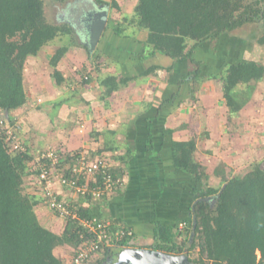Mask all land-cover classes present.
Returning <instances> with one entry per match:
<instances>
[{"label":"trees","instance_id":"1","mask_svg":"<svg viewBox=\"0 0 264 264\" xmlns=\"http://www.w3.org/2000/svg\"><path fill=\"white\" fill-rule=\"evenodd\" d=\"M51 1L58 5L65 2ZM45 3L46 0H0V121L4 120L6 124H12L11 113L28 101L24 89V70L28 60L37 57L56 40L74 32L68 24L50 23ZM95 4L111 9L119 7L115 1L95 0ZM259 4L260 1L246 3L244 0H138L133 15L122 18L114 32L128 39L130 28L146 32V40L138 42L143 43L144 50L136 53L143 61L161 55L172 60L175 66H179L181 61L191 63L194 69L188 70L178 81L179 93L184 85L195 84L198 88L205 81L203 62L197 58L201 44L216 41L246 24L262 23L264 28V7ZM258 44L264 45V33ZM66 53V47L58 48L50 62L58 85L65 80L56 68ZM97 58V53L90 56L94 62ZM88 69L86 67L81 71L86 73L81 78L82 85L92 82V72ZM160 69L159 66H153L142 76H149ZM171 70L172 67L167 69ZM222 77L226 106L232 113H238L251 102L257 84L263 82L264 66L255 61L239 62L230 65ZM134 79L104 78L100 81V86L105 88L104 99ZM214 79L220 80L217 75ZM178 93L167 103L175 101ZM147 124L149 134L146 147L153 150V123L149 121ZM166 134L172 137L173 131L167 130ZM171 145L172 162L176 170L197 181L209 178L206 169L195 159V138L172 140ZM118 149L110 144L94 153L104 157V151ZM81 152L75 151L72 156L71 152L58 150V155L65 160L59 169L66 167L65 174L69 179L76 180V176L70 173ZM36 153L30 150L10 152L0 127V264H66L56 255L57 248L67 246L74 257L84 242L96 238L95 233L77 220H65L66 226L61 234L40 223L36 207L44 203L43 182L40 181V173L33 171L30 165ZM87 153L92 156L90 151ZM116 160L120 162L119 167L110 162L108 172L123 178L126 168L133 165L136 158L133 155L116 156ZM46 164L49 167L51 165L50 161H46ZM217 174L219 171L215 172ZM27 179L34 180L32 186L40 193L39 196L36 192L26 191ZM77 179L79 184L86 182L83 177ZM222 183L219 188H193L190 218L180 223L185 224L184 228L180 229L178 224L175 228L158 225L155 242L146 249L185 256L188 264H264L263 166L255 164L242 176L228 178L224 174ZM62 190L72 195L68 188L63 187ZM60 199L63 200V197L60 196ZM108 199L103 198L101 201ZM92 201L89 196H78V201L72 200L71 209L81 219H104L90 206L84 207L82 204ZM134 239L135 232L134 237L102 249L96 259L100 256L103 258L97 264L111 262L125 248H138Z\"/></svg>","mask_w":264,"mask_h":264},{"label":"crops","instance_id":"2","mask_svg":"<svg viewBox=\"0 0 264 264\" xmlns=\"http://www.w3.org/2000/svg\"><path fill=\"white\" fill-rule=\"evenodd\" d=\"M115 2L119 6L118 9L121 10L122 7L119 2L116 0ZM133 2L137 5L138 0H133ZM94 3L95 0L91 2L92 5L87 7L91 9L103 7L108 10L106 28L94 51L91 52L88 47L89 36L86 27L88 20L85 19V14L79 16L81 24L76 25L77 27H74L72 22L60 23L68 24L74 30L70 35L73 44L68 46L67 55L64 57L67 60L72 59V64L80 67L71 69L70 65L62 60L63 57L56 69L62 74L65 81L58 85L53 77L54 68L50 65L52 57L47 60L45 54L50 48L48 47L37 57L28 60L27 67L30 65L34 68L26 74L27 67L25 68L24 84L28 76L36 82H41L38 78L41 76L42 82L37 87L44 90L42 97H40L45 99L48 105L55 100L50 96L52 92L55 94V89L61 91L56 98V108L51 107L50 112H52L50 114H53L55 118L53 111H57L56 117L58 116L64 122L60 121L65 125V128L58 136H66L65 144H68L69 139L73 137L75 141L79 142L77 149L78 147H88L90 151L94 152H96L94 148L98 152L105 146L112 144L119 149L117 151L106 150L103 154H111L113 158V162L110 160L111 164L118 167L120 162L116 160V156L133 155V158H136L134 164L126 168V183L122 190H118L108 200L82 204L84 207L90 206L91 210L105 220L132 228L135 232L134 243L138 248H146L155 242V230L158 225L175 228L177 224L179 225L190 218L193 190H191L190 185L182 183V179L185 177L192 178L174 168L172 140H191L194 135L198 136V131L204 130L207 126L206 122L210 123L211 121L208 120L207 116L202 118L198 113H194V96L188 90L189 84L184 85L178 93L177 84L181 77L179 80L177 77L178 74L186 71V66L182 68L179 64V66H175L172 60L161 55L150 57L144 61L139 59L136 53L142 52L144 46L143 43L139 44L138 42L146 40V32H137L134 28H130L129 39L115 34L114 31L122 18L131 17L136 5L128 8V12H123L124 15H120V18L116 19L119 15L115 12L116 8H106L103 5L96 6ZM112 18L115 20L112 21ZM114 22H117L116 25ZM83 49L88 54L85 58H80L79 53ZM92 53L98 54L95 62L90 60ZM73 54L75 60L71 58ZM31 62H33L32 65ZM100 62L105 63V65H101ZM153 66H159L162 69L149 76H142L146 70ZM81 67L83 69L88 67L94 72L91 74L92 82L88 85H82L81 81H77L80 77ZM170 67L172 70L167 71ZM211 75L215 76L216 74L211 73ZM94 76H97V80L94 79ZM109 76L118 79L127 77L135 79L116 91L111 97L104 99L105 89L100 86V81ZM208 79L210 78L205 79V81ZM76 81L78 85L73 87V82ZM52 83L54 85H51ZM87 87L88 91L84 94ZM93 87H95V91L92 90ZM200 88L201 86L198 87V89ZM176 93L178 96L175 101L167 103ZM26 94L29 101L30 94L27 91ZM204 94L207 96L202 98ZM209 94L211 96H208L207 92L203 90L198 95V99L201 101L206 99V103L208 98H211L210 100L216 102L215 106L218 107L220 102L215 91ZM76 95L79 97L78 100L74 98ZM149 121L153 123L151 132L154 140L153 150L146 147L149 134L146 126ZM210 128L212 127L210 126ZM167 130L173 131L172 137L166 134ZM78 131L82 132L83 135L76 136L79 134ZM192 131L195 134L190 136ZM183 135L185 138L182 137ZM129 150L132 152H128ZM206 156L205 158L208 159L209 156ZM215 169L213 174L217 178V182L221 181L223 184L224 174L219 171V174L215 175V172L218 171ZM33 181L27 179L28 190L31 193L36 192L39 196L40 193L32 186ZM57 190L64 199L69 198L78 201V197L69 192H64L58 185ZM46 210L47 207L43 205V202L36 207L38 219L41 224L43 222L44 227L50 229L49 227L58 221L65 222L64 219H60L61 217L55 216L53 213L48 214Z\"/></svg>","mask_w":264,"mask_h":264},{"label":"rangeland","instance_id":"3","mask_svg":"<svg viewBox=\"0 0 264 264\" xmlns=\"http://www.w3.org/2000/svg\"><path fill=\"white\" fill-rule=\"evenodd\" d=\"M107 1L112 3L115 0ZM116 1H118L119 5L122 7L121 10H115V12L119 14L116 19H119L120 15L123 16L124 14L122 13L127 11L128 8H132L134 7V5H136L133 0ZM244 1L246 3L260 1L259 6L264 7V0ZM91 2H93V0H65L64 4L60 7V5L53 3L51 0H46V16L49 22L54 25H59L60 23L67 21L72 22L74 27H77L76 25L81 24L79 16H81L82 14H85V19L88 20L89 13L92 9L87 6H90ZM85 5L86 8L84 9ZM75 8L78 10L75 11ZM86 9L91 10L87 11ZM103 9L105 8H102V10ZM113 20L115 19L112 18V21ZM116 23L117 22H114V25H116ZM263 33L264 28L262 23L246 24L241 28L235 30L233 33L226 34L216 41L201 44L199 49L197 50V52L199 51L197 53V58L203 62L205 79L209 76L212 77L206 80L201 85L200 89H198L195 84H189L188 90L194 96V113H198L202 118H206L207 116L208 120L211 121V124L209 122H206L207 126L204 128V130L202 129V131H198V136L194 135V130L192 131L193 133L191 132L189 135H194L193 138H190L196 139L197 150L195 153V159L198 163L206 168V172H208L207 174L209 175V178H202L199 181L187 177H185V179H182V183L190 185L191 190L193 188L195 189V187L199 189H205L208 187H221V181L217 182V178H215L213 174V170L215 168V170L222 172L228 178L244 175L250 169H252L255 164L260 163L264 168V80L260 84H257L253 92L251 102L248 103L238 113H232L226 106L222 89V85L224 84L222 81V76H224L225 70L230 65L237 64L243 61H255L264 66V45L261 46L258 44V40L262 37ZM70 37L71 36H67L61 40H56L45 53L48 58L47 60H50L51 57L53 58V55L58 48L66 47L68 50V46H71L73 44ZM190 46H192L191 43ZM87 54L88 52L83 49V51H80L79 57L85 58ZM65 57L62 60H65V63L67 62L66 64L70 65L69 67H71V69L80 67L79 65L76 66L72 64V59L67 60V58ZM74 57L75 55L73 54L71 58L74 59ZM32 63L33 62H31V65ZM28 64L29 63L26 64L25 68L28 66ZM100 64L103 66L105 65V63L103 62H100ZM180 65L181 68L183 66H186V71L194 69V66L187 61H181ZM33 68L34 67L29 65L25 74L28 71L31 72ZM81 69L83 70V67H81L80 70ZM88 70L89 72H92V74L94 73L92 70H90V68ZM186 71L178 74L177 79L179 80L180 77H184ZM211 73H215L217 76H219L220 80L216 81L212 79L214 78V75H211ZM85 74L81 72V76L79 77V79H77V81L82 82L81 78ZM94 77V79L97 80V76ZM38 78L42 82L41 76ZM77 81L75 83L73 82V87H77ZM41 82H36V80L34 81L30 76H28L24 84V89L28 92V94H30L29 101L25 106L14 112V114H11L13 117L12 126L17 129L20 140L25 144L26 149L36 152L38 150L55 148L56 150H60L63 153H74L75 151H82L83 153H85L90 151L88 147H78L77 149L76 147L77 145L79 146V142L75 141L73 137L69 139V142L67 141L68 144H65L64 141L67 139L66 136H58V134L62 133L65 125L62 124L64 122L58 116L56 117L57 111H53V113L55 114L54 118V115L50 114L52 112H50V109L51 107L56 108V98L60 95L61 91H57L55 89V94H53L52 92L50 96H52V98L55 100L52 101L53 103H50L48 105V102H46L45 99L41 98L43 94L42 92L44 90L37 87ZM51 85L54 84L52 83ZM94 88L95 87L92 88L93 91H95ZM203 90L207 92L208 96H211L209 93L215 91L220 105L218 104V107L215 106L216 102H212L210 100L211 98H208V102L206 103V99H202L203 101L199 100L198 95ZM86 91H88V87L86 88V90H84V94L86 93ZM219 94L220 96H218ZM205 96L207 95L204 94L202 98H204ZM74 98L78 100L79 97H77L76 95ZM52 118H54V121H52ZM60 121H62V123ZM210 126L212 128H210ZM78 133L79 134H77L76 136L83 135L82 132L78 131ZM182 137L185 138L184 135ZM84 145L87 146L86 144ZM94 149L97 151L96 148ZM90 152L92 156L101 157L100 155L95 154L94 151ZM206 155L209 156L208 159L205 158L207 157ZM104 157H107L113 162L111 154H106L104 155ZM204 163H206V165H204ZM54 183L55 184L53 187L54 189H57V180L54 181ZM27 190L28 189H26V191ZM43 205L46 206L44 203ZM46 211L48 212V214L53 213L50 209H48V207ZM179 225L180 229L184 228L181 227V224ZM64 226H66V221L63 223L58 221L49 228L53 232L61 234L63 232V229L65 228ZM55 253L58 257L63 259L66 264H73V253L67 246L57 248L55 250ZM98 256L85 264H97V262L103 258L100 256L98 259H96Z\"/></svg>","mask_w":264,"mask_h":264},{"label":"built area","instance_id":"4","mask_svg":"<svg viewBox=\"0 0 264 264\" xmlns=\"http://www.w3.org/2000/svg\"><path fill=\"white\" fill-rule=\"evenodd\" d=\"M0 127L4 132L10 152L27 151L25 144L20 140L17 129L11 123L6 124L4 120H1ZM36 152L30 165L33 171L40 173L45 205L58 217L64 220H77L96 234L95 239L86 241L79 247L72 259L73 264H85L101 254L102 249L111 247L114 243L125 238L134 237V230L125 227L123 224H114L105 219H81L78 213L71 209L72 200L60 199V193L53 187L56 183L54 181L57 180V185L61 189L63 187L68 188L75 197L89 196L93 201L111 198L118 190L124 188L126 180L125 176L122 178L109 174L108 170H110L111 165L107 157H92L88 156L87 152H81L71 169L70 174L76 176V180H74L75 178L69 179L65 174L66 167L59 169L65 160L58 155V150L48 148ZM46 161H50V167ZM79 177L85 178L86 182L79 184L77 179ZM184 226L185 224H181V227Z\"/></svg>","mask_w":264,"mask_h":264},{"label":"water","instance_id":"5","mask_svg":"<svg viewBox=\"0 0 264 264\" xmlns=\"http://www.w3.org/2000/svg\"><path fill=\"white\" fill-rule=\"evenodd\" d=\"M99 7L90 11L88 23V47L90 51L96 48L107 24L108 10ZM185 256L178 257L164 252L146 248H125L114 256L110 264H188Z\"/></svg>","mask_w":264,"mask_h":264},{"label":"flooded vegetation","instance_id":"6","mask_svg":"<svg viewBox=\"0 0 264 264\" xmlns=\"http://www.w3.org/2000/svg\"><path fill=\"white\" fill-rule=\"evenodd\" d=\"M91 5H92V4H91ZM94 5H96V4L94 3ZM93 9H96V8H93ZM93 9H92L91 11H93ZM72 10H74V9H72ZM72 10H71V11H72ZM76 10H78V9L75 8V11H76ZM110 263H111V262H108L107 264H110Z\"/></svg>","mask_w":264,"mask_h":264}]
</instances>
